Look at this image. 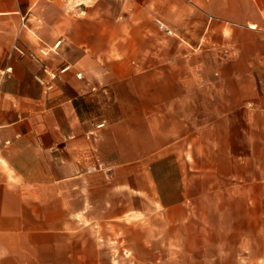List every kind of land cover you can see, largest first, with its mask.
Masks as SVG:
<instances>
[{
  "label": "crops",
  "instance_id": "crops-1",
  "mask_svg": "<svg viewBox=\"0 0 264 264\" xmlns=\"http://www.w3.org/2000/svg\"><path fill=\"white\" fill-rule=\"evenodd\" d=\"M0 264H264V0H0Z\"/></svg>",
  "mask_w": 264,
  "mask_h": 264
},
{
  "label": "built area",
  "instance_id": "built-area-1",
  "mask_svg": "<svg viewBox=\"0 0 264 264\" xmlns=\"http://www.w3.org/2000/svg\"><path fill=\"white\" fill-rule=\"evenodd\" d=\"M156 23H157L159 28L165 30L166 32H169V33L171 32L169 29L166 28L165 25H163L159 21H156ZM59 44H60V40L56 41L50 48L41 47L38 50L39 54L46 57L50 54V52H54L58 48ZM32 58L36 60L35 57L32 56ZM40 66H41L42 73H44V75L34 74L33 78L35 79L36 82H38L41 86H44L46 89H52L53 88V81L58 78V75L60 73L66 72L70 69L69 65H65L61 69H59L58 71L54 72V71H51L50 68L44 63H41ZM10 70H11L10 67L6 68V71H10ZM75 77L81 78V74L76 73ZM101 125H102V123L99 124V126H101Z\"/></svg>",
  "mask_w": 264,
  "mask_h": 264
}]
</instances>
